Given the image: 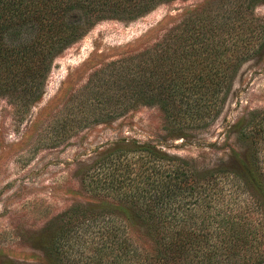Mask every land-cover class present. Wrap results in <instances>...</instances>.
Returning a JSON list of instances; mask_svg holds the SVG:
<instances>
[{
  "label": "trees",
  "instance_id": "1",
  "mask_svg": "<svg viewBox=\"0 0 264 264\" xmlns=\"http://www.w3.org/2000/svg\"><path fill=\"white\" fill-rule=\"evenodd\" d=\"M166 1L0 0V98L22 120L66 47L99 21H132ZM259 1L189 9L153 43L92 74L85 92L53 114L50 132L74 133L155 104L170 132L188 140L189 130L216 120L241 65L263 50L264 27L252 17ZM261 114L234 124L240 150L216 166L137 141L101 150L83 172L90 199L50 222L42 264H264ZM133 225L145 228L151 248L132 239Z\"/></svg>",
  "mask_w": 264,
  "mask_h": 264
},
{
  "label": "rangeland",
  "instance_id": "2",
  "mask_svg": "<svg viewBox=\"0 0 264 264\" xmlns=\"http://www.w3.org/2000/svg\"><path fill=\"white\" fill-rule=\"evenodd\" d=\"M214 2L170 0L132 21H99L55 58L42 99L22 120L0 98V264L45 263L42 249L49 242L50 222L73 203L90 199L84 169L115 142L150 143L206 167L220 165L218 160L240 150L234 124L251 111L264 116V47L241 65L216 120L189 130L193 134L188 140L170 132L173 125L155 104L59 137L48 125L66 101L85 92L92 74L153 43L183 21L189 9ZM252 17L264 27V0L252 8ZM44 234L47 241L42 243ZM130 235L140 246L152 247L145 228L133 225Z\"/></svg>",
  "mask_w": 264,
  "mask_h": 264
}]
</instances>
